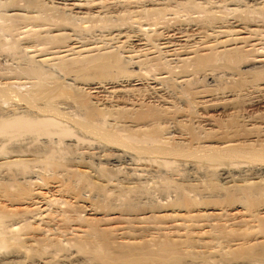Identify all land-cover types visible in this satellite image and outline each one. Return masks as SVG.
I'll return each mask as SVG.
<instances>
[{
    "label": "bare ground",
    "instance_id": "bare-ground-1",
    "mask_svg": "<svg viewBox=\"0 0 264 264\" xmlns=\"http://www.w3.org/2000/svg\"><path fill=\"white\" fill-rule=\"evenodd\" d=\"M0 46V264H264V0H0Z\"/></svg>",
    "mask_w": 264,
    "mask_h": 264
},
{
    "label": "rangeland",
    "instance_id": "rangeland-1",
    "mask_svg": "<svg viewBox=\"0 0 264 264\" xmlns=\"http://www.w3.org/2000/svg\"><path fill=\"white\" fill-rule=\"evenodd\" d=\"M2 50V51H1ZM4 56V57H3ZM8 56H11L10 55V53H8V50L6 51V48L4 47V46H0V76H4V75H7V76H10V75H17V76H19L21 79H23V77H22V75H24V74H22V73H18V71H16L15 70V68L14 67H11V65H10V67H8V69H7V66H9V64H5V63H7L8 62V59H6V60H3V59H5L6 57H8ZM15 58L16 57H14V60H15ZM17 59V58H16ZM6 61V62H5ZM5 62V63H4ZM6 68V69H5ZM6 70V71H5ZM6 72V73H5ZM19 74V75H18ZM21 74V75H20ZM29 81V80H28ZM203 81H205V80H203ZM201 82V81H200ZM206 82V81H205ZM204 82V83H205ZM207 83V82H206ZM24 87H29V84H28V86L26 85V86H23L22 87V89L20 90V92H22V93H24L25 92V88ZM30 88V87H29ZM33 88H35V86L33 87ZM34 94V93H33ZM33 94H27V95H24V96H26V97H28L29 99H34V98H37L36 100H39L40 99V97H39V95H33ZM33 96H34V98H33ZM0 106L1 107H4V108H7L8 107V104L7 103H2L1 102V100H0ZM20 168L18 167V170H19ZM20 171V170H19ZM217 178V176H212L211 178H210V180H211V182L214 184L216 181L218 182H220V180H218V179H216ZM149 179V178H148ZM151 179H149V181L147 182V184H146V186L145 185H143V188H144V190L141 188V190H140V192L139 191H137V198L139 199V200H141V201H143L144 200V202L145 201H147L145 204H148V203H165V201H167V200H169V198H172L173 196H174V194H175V192H174V190H167V191H163V189L161 188V189H158V188H160V187H155V185H153V181L151 180ZM196 182V181H195ZM194 183V182H193ZM171 189H173L172 187H171ZM12 190V189H11ZM10 190V191H11ZM208 190V191H207ZM144 191V192H143ZM213 192H211V189H208V188H206V190L204 189V187H203V189L202 188H200V189H198L196 192H195V190H194V192L193 191H189V193L190 194H193V195H195L196 197H200L199 199L201 200L202 199V201H204L205 200V198H206V200L205 201H208V200H210L209 199V197L211 198V200L210 201H212V199L214 200L216 197H217V193H219L218 191L216 192V191H214V190H212ZM215 192H216V194H215ZM11 193H13L12 191H11ZM215 195H214V194ZM171 194V195H170ZM167 195V196H166ZM204 195L205 196H207V197H204ZM209 195H211V196H209ZM215 196V198H213L214 196ZM139 196V197H138ZM204 197V198H203ZM151 198V199H150ZM168 198V199H167ZM208 198V199H207ZM217 198H219V197H217ZM147 199V200H146ZM167 199V200H166ZM165 200V201H164ZM72 214L73 213H75V212H73V211H70ZM76 213H78V214H83V212H79V211H77ZM232 226V225H231ZM233 226H237L236 224H234ZM237 228V227H236ZM259 233V232H258ZM257 233V234H258ZM260 234V233H259ZM65 247H66V245H65ZM210 254V253H209ZM210 256V257H209ZM215 258L217 259V257L214 255V257H213V254H211V255H208V258L207 259H205V260H202L203 262H200V261H198V262H200V263H198V264H223V262L222 261H220L219 259H217V260H215ZM233 259H235L234 257L232 258V259H230V263L229 264H234L235 262H236V260H238V262H236L235 264H240L241 262H244V260L242 259V258H240V259H242L241 261L239 260V258H236L235 260H233ZM219 260V261H218ZM231 260H233V261H231ZM235 261V262H234ZM222 262V263H221ZM259 262H253V263H251V264H258ZM225 264V263H224ZM241 264H246V263H241Z\"/></svg>",
    "mask_w": 264,
    "mask_h": 264
}]
</instances>
